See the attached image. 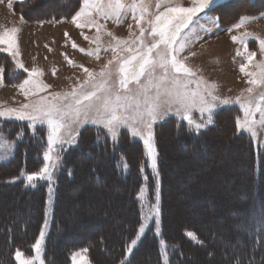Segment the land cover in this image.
I'll return each instance as SVG.
<instances>
[{
	"label": "rangeland",
	"instance_id": "1",
	"mask_svg": "<svg viewBox=\"0 0 264 264\" xmlns=\"http://www.w3.org/2000/svg\"><path fill=\"white\" fill-rule=\"evenodd\" d=\"M58 1L61 6L63 5L58 9L59 16H50L54 13L51 14L49 9ZM6 2L8 3L4 4ZM44 2L45 0L0 2L1 16L11 14L3 21L0 20V34L13 28L17 29L15 38L18 42L17 51L19 53L15 57L12 56L4 50L7 45L0 43L1 55L6 54L4 55L6 59L2 58L0 62V76H2L0 78V111L21 109L25 104L39 103L41 97L51 100L55 93L71 92L88 79V74L81 65L89 69L99 80V73L105 69L106 65L109 69L114 68L115 61L112 65L108 64L113 60L114 55H128L124 51L125 45H121L117 52L113 51L117 38L121 41L137 40L140 36V28L143 27L145 29L144 41L150 44L152 38L149 35L151 31L149 21L154 20L155 16L167 7L194 6V0H143L147 12L144 13V19L140 21L139 25L137 24L139 13H137V19L133 18L131 11L122 14L119 18L107 19L93 13L92 18H95L102 26L97 29L96 26L80 28L73 22L72 17L83 7V0H51L47 4H43ZM15 3H27L30 10H41V12L47 10L49 13H44L43 17L46 18L27 20L18 11V8L14 7ZM125 3L131 4L132 0H125ZM158 3L159 7H157ZM15 14L21 16V22H27L24 27L16 22L17 17L15 20L12 18ZM33 22L35 30H32ZM237 25L240 26L237 27ZM65 32L69 34L67 37L64 35ZM245 33L249 35L245 37L244 43H241L239 39L233 41V36L242 37ZM85 36L89 39L86 40ZM257 38L264 39V0H212L208 7L192 16L191 23L182 29L177 38V49H180L182 44L185 45L182 51L177 52V55L186 66L196 72V77L192 79L201 80V87L207 84L212 94L219 99L215 101L216 107L211 110V122H209V113L201 114L198 109H193L191 123L173 111L153 124L156 150L155 167L152 166V161L147 155L142 138L132 135L131 130L126 126H121L115 134H112L103 124L94 123L91 118H88L87 120L82 119L78 126L73 125L74 132L71 138L67 133L64 134V139L67 142L62 146L56 145L50 153L55 161L52 179L42 181L47 185V207L45 221L41 229L44 232V237L41 242L40 258L34 260V264H44L43 248L51 222L57 179L64 165L65 157L72 158L77 162L86 159L87 161L84 162H89V164L80 167L83 170L82 174H85L80 184H71L70 188L67 185L62 186L64 193L61 196L59 213L62 214L66 228L72 229L60 237L62 242L89 236L100 227H112L113 231L125 228L128 225L127 222L130 223L132 213L129 204L130 190L125 187L123 181L122 183L116 182L109 173V169L108 175L99 171V175H103L105 178L104 183L93 181L89 175V170L96 167L93 161L109 166L113 160H116L125 173L128 170L125 151L127 154L130 151L129 160L132 162L135 155L136 170L140 171L141 179L137 187L136 198L142 217L138 235L134 238L137 243L131 246L132 240L130 241L126 253L123 257L121 256L122 259L120 258L121 260L130 257L134 247L146 231L153 227V233L159 241L161 262L169 264L165 252L166 244L161 237L162 217L160 216L161 211L166 212L168 208V213L171 216H168L167 225L173 230V236L178 231L177 227L188 223V227L183 229L182 235L188 237L186 233L191 231L196 238L188 237L189 240L201 244V248L196 251L194 249L190 255L191 246L189 247L187 244V255L193 260L186 264H221L218 263V260L223 255V249L236 251L241 247L243 231L248 232L256 227L264 228V167L261 173L258 170L262 176L260 178L256 176V173L253 176L251 173L249 174L251 160L245 149L249 145L253 148V152H264V126L259 123L262 113L255 112L257 121L254 129L255 134L237 126V121L244 119V110L241 103L237 101V97H241L247 102L248 97L251 96L255 102H259L260 96L264 95V84L252 85L248 83L249 80L257 77L247 73L259 74L260 65L264 63V50L261 49ZM73 41L79 46L78 48L72 47ZM23 42L24 45L26 44L23 47L24 52L28 47L27 50L31 49L32 55L28 57L25 56L26 53L22 55L19 46L23 45ZM80 48L93 54L81 52ZM97 48H99V52L94 53L93 50ZM251 53H255V57L249 63L248 56ZM27 59L29 62L26 61ZM69 59L74 64H69ZM18 62L23 63L29 71L35 67L41 72L38 76L31 77L28 72L18 67ZM6 64H9V67L5 70ZM241 65H247L246 71L240 70ZM113 78H115V73H113ZM25 79H35L41 85L48 87L30 89L26 94V89L19 87ZM130 87L134 88L135 86L130 85ZM190 87L195 88V83ZM249 87L253 88L252 93L247 92ZM224 99L229 100V103H222ZM227 109H231L232 112L230 118L233 122V134L236 140L231 139L233 137L231 130L221 134L210 131L217 125L218 113L223 115V118H220L221 122L227 126L226 121L228 120H225L228 119ZM196 123H203L206 127L197 131ZM17 124L20 125V128L24 127L28 133L29 142L41 141L42 136V143L46 144L42 152L43 158L44 153L48 151L47 137L50 129L47 121L43 119H38L35 122L18 120L14 118V115L12 118L0 117V127L7 128L9 125L13 127ZM229 124L230 128H233L230 120ZM182 128L195 135H204L194 147L193 153L187 152L182 148V143L179 146V143L176 142L174 134H178ZM6 131H0V162L12 158L15 146L19 140L24 138L23 133L17 131L14 132V138H11ZM205 137H210L208 140L206 139L207 147L202 144ZM221 140L224 144L215 148L218 141L221 142ZM215 141L216 144L210 146ZM90 144L95 145L94 148H91ZM121 146L123 152L120 150ZM160 147L163 153L166 152V161L169 165L168 171L164 170V179L167 180L165 190L163 189L164 180L161 184L162 172L159 168L158 151ZM57 155L60 157L58 161L55 160ZM45 163L43 158L41 168ZM253 166L256 169L257 163L251 164V170ZM87 167L89 168L88 172ZM244 170L245 173H242ZM28 174L30 173H23L22 176L25 180ZM160 185L162 186L160 187ZM154 187L155 191L152 195L149 190H153ZM15 198L12 193L2 196L0 198V213L7 211L13 216H19V203L15 201ZM161 204L164 207L163 210H161ZM153 205L158 207V212L155 215H153ZM29 207L25 209L26 215L30 214L34 208L33 203ZM190 224L193 227H190ZM142 225L144 231L140 232ZM206 234H208V242L212 244L210 247V252L213 254L212 259L209 257L208 250H204V245H207L204 241ZM261 235L264 240V230ZM231 240L234 241L231 242ZM130 248L131 250H129ZM86 250V248H81L73 251L71 264H74V256L77 262L83 260L84 264H91ZM147 255L141 256L148 261ZM36 256L37 253L33 249V254L25 257ZM148 262L152 263L151 260Z\"/></svg>",
	"mask_w": 264,
	"mask_h": 264
},
{
	"label": "snow or ice",
	"instance_id": "2",
	"mask_svg": "<svg viewBox=\"0 0 264 264\" xmlns=\"http://www.w3.org/2000/svg\"><path fill=\"white\" fill-rule=\"evenodd\" d=\"M11 3V0H10ZM212 3V0H194L193 7H167L163 12L155 16L154 20L149 21L151 31L149 35L152 38L150 44L145 43V29L140 28V36L134 41H121L117 38L116 45L113 48L117 52L121 45H125L124 51L128 53L126 56H113V60L108 64L112 65L115 61L113 69H109L108 65L99 73V80L86 67L81 65L83 70L88 74L85 80L78 88H74L68 93H55L51 100L47 97H41V101L34 105H23L21 109H8L7 112L0 111V117L7 116L18 120H29L35 122L38 119L47 121L50 129L47 144L48 151L44 153V161L46 162L42 168L36 172H32L26 176L29 185L35 186L37 181H50L52 172L54 171V163L50 154L56 145H63L67 141L64 134L71 138L74 132L73 125H79L83 120L91 118L94 123L103 124L109 133L115 134L116 130L121 126H126L131 130L132 135L140 136L143 145L146 148L147 155L155 167L156 150L154 147L153 124L163 119L169 112L175 111L177 115H182L186 121L191 123V112L193 109L203 114L209 113V122L211 110L216 107L215 101L219 98L212 94L207 84L201 87L202 81L192 79L196 77V72L178 58L177 52L182 51L185 45H181L177 49L176 42L183 28L191 23L192 16L204 10ZM159 7V3L157 4ZM131 11L133 18H139L137 24L144 19V13L147 7L143 0H132L131 4H126L125 0H83V7L72 17L77 27L96 26L97 29L102 27L95 18L93 13L98 17L105 19L116 17ZM85 18V19H81ZM240 25H237L239 27ZM17 29L5 31L0 34V43L7 45L4 49L12 56H17L18 42L15 38ZM83 35V33H81ZM67 37L69 34L64 33ZM111 35V33H109ZM245 33L242 37L233 36V41L237 39L241 43L245 42ZM89 39L87 36L84 37ZM259 39V38H257ZM135 45V46H133ZM259 45L264 50V39H259ZM73 48L79 46L73 41ZM81 52H88L84 48L79 49ZM94 53L99 52V48L93 50ZM88 54H93L88 52ZM240 54L239 52L237 53ZM66 56V54H64ZM255 57V53L248 56V62L251 63ZM69 64H74L72 60H68ZM18 67L28 72L31 77H36L41 70L33 67L30 71L25 68L23 63L18 62ZM247 65H241L240 70L246 71ZM261 71L257 73H247L250 76L257 77L248 81L249 84H264V63L260 65ZM159 72V75L157 73ZM115 73V78H113ZM2 78V76H0ZM195 83L196 87H190ZM134 85L135 87H130ZM27 86V87H26ZM19 87L21 89H43L47 85H41L35 79H25ZM248 93L253 92V88L247 89ZM211 97V99H209ZM61 101H64L63 103ZM237 101L241 103L244 110L243 121L238 120L237 126L240 129L252 131L257 121L255 120V112L262 113L259 123L264 126V95L260 96L259 102L249 96L247 102L237 97ZM224 104H228L229 100L224 99ZM206 127L203 123H196L195 129ZM60 157L57 155L55 160ZM143 194V193H141ZM153 215L158 212L156 205L152 206ZM144 231L143 225L140 232ZM186 235L195 239V234L191 231ZM44 232L41 231L39 238L36 239L33 249L37 253L36 257H25L24 253L17 249L14 258L17 264H34V260H38L41 251V242ZM137 243L136 239L131 241V246ZM131 250V248L129 249ZM74 264H84L83 260L77 262L73 257Z\"/></svg>",
	"mask_w": 264,
	"mask_h": 264
},
{
	"label": "trees",
	"instance_id": "3",
	"mask_svg": "<svg viewBox=\"0 0 264 264\" xmlns=\"http://www.w3.org/2000/svg\"><path fill=\"white\" fill-rule=\"evenodd\" d=\"M2 1L6 0H0V2ZM49 1L51 0H45L43 4H47ZM60 6L61 3H59V1L56 4H53L49 11L51 12V14L52 12L54 14L50 16L58 17V9ZM14 7H16V9L18 8V11L22 13L27 20H37L39 18H46L43 17L44 13H49L47 12V10L42 12L41 10H30V6L27 3H18ZM61 7H63V5ZM4 55L6 54H3L2 56L0 53V62L2 61V58L6 59ZM8 65L9 64H6L5 70L9 67ZM226 112L228 118L225 119L228 120L226 121L227 126H225V123L221 122L220 118H223V115L218 113L216 117V120L218 121L217 125L213 127L210 131L212 133L221 134L225 131L230 132L231 130V135L233 136L231 139L236 140L233 134V122L230 118V114L232 113L231 109H227ZM229 120L231 121V125L233 128H230ZM0 131H6V133H9L11 138L13 137L14 132L16 131L19 133H23L24 136V138L21 141L19 140L18 144L15 146L12 158H10L8 161L0 162V198H2V196H8L10 193H12L14 197H16L15 201L19 203L20 208L19 216H13L7 211L0 213V264H16L14 253L17 249L21 250L25 256H31L33 254V245L36 239L39 237V234L45 221L47 207V185L42 181H37L35 183V186L33 187L32 185H29L27 183V181L23 178L22 175L23 173H32L41 168V165L43 163L42 152L46 144L42 143V136L40 138L41 141L29 142L30 139H28V133H26L24 127L20 128L19 124L13 127L9 125L7 126V128H4L2 126L0 127ZM188 132H186V130L182 128V130L178 134H174V136L177 139L176 142L179 143V146L180 143H182V148L184 150L193 153L194 147H196V145L199 143L201 138L204 137V135L199 136L193 134V132ZM207 136H209V134H207ZM208 138L205 137L202 140V144L204 147L205 145L207 147ZM222 141L223 140H221V142L218 141L219 143L217 142L218 145L220 143L221 144L219 146L217 145L216 148H219L224 144ZM214 144H216V141L213 143V145L210 146H214ZM89 146H92L91 148H94L95 145L90 144ZM245 149L247 151V154H249L248 156L251 160V164H253V162L257 163V168L255 169V166H253L252 170L250 164L249 174L251 173V175L253 176V174L256 173L257 177H262L259 173H261L264 167V152H253V148L249 147V145L245 147ZM120 150L122 151V146ZM129 152L130 151H128L127 154L125 151V157H127L128 162V170L125 173H123L120 164H118L116 160H113L112 163L109 164V166L103 165V163L99 164L97 161H93L94 164H96V167L94 166V169L89 170V175L92 177L93 181L104 183L105 178L103 175H99V171L108 175L107 172L109 169V173L115 179L116 182L122 183L123 181L125 187L130 190V199L128 198L130 204V211L132 212L130 217V223L127 222L128 225H126L125 228L121 226L122 228L120 230L114 229L113 231L112 227H100L89 236H82L78 239H73L69 242H62V240L60 239L61 236L66 235L72 230L71 228H66L62 214L59 213L61 196L64 193L62 192V186L67 185L70 188L71 184H80V182L84 179L85 175L82 174L83 170H81L80 167L87 166L89 162H84L87 161L86 159L77 162L72 158L69 159L68 157H65V159L63 160L64 165L57 179L55 199L53 202V209L51 214V222L46 234L43 248L44 264H71L72 252L81 248L87 249V256L91 264H162L159 241L156 235L153 233V227L149 228L146 231V233L140 239L139 243L134 247L130 257L126 260H121L124 254L126 253V250L128 248L127 245L138 235L139 225L142 217L136 198L137 187L139 186L141 176L139 175V169L136 170L135 155L133 157L132 162V160H129ZM158 153L160 157L158 158L160 161L159 168L162 172L161 184L164 180L163 189L165 190L167 180L165 181L164 179V170L168 171L169 165L168 161H166V152L163 153L161 147L159 148ZM144 162L145 161L143 160V163ZM90 163L92 165L91 161ZM88 169L89 168L87 167V172ZM103 169H105L106 171ZM242 173H245V170L242 171ZM96 185L98 186L99 184ZM161 186L162 185H160V187ZM149 191L153 195L155 187L153 190ZM164 196L166 195L164 194ZM32 203L34 208H31V213L26 215L25 209H27ZM163 209L164 207L162 206L161 210ZM168 209L166 212L161 211L160 213V216L162 217L161 237L166 244L165 252L168 257V262L169 264L189 263L193 260V258L191 259L187 255V244H189V247L191 246V251L189 252V255L192 251H194V249L195 251L196 249H200L201 244H197L192 240H189L188 237L182 235L183 229H186L188 227V223H185L184 226L181 225L182 227H177L178 231H176V235L173 236V230L170 229L169 225H167L168 216H171L170 213H168ZM190 227H193V225L190 224ZM195 229L199 231L197 227H195ZM263 230L264 228L256 227V229H251L248 232L243 231L242 234L240 233L241 237H243V240L240 241L241 247H239V249L236 251H229L228 249H223V255L219 257L218 263L264 264V240L261 235V232H263ZM199 236H201L200 233ZM213 237H215V235H213ZM204 238L206 239H204V241H206L207 243V245H204V250H208L209 257L210 259H212L213 254H211L210 252V247L212 244L209 243L207 240L208 234H206ZM233 241L234 240H231V242ZM143 254H148L147 259L148 261L151 260L152 263L145 260V257L141 256Z\"/></svg>",
	"mask_w": 264,
	"mask_h": 264
},
{
	"label": "crops",
	"instance_id": "4",
	"mask_svg": "<svg viewBox=\"0 0 264 264\" xmlns=\"http://www.w3.org/2000/svg\"><path fill=\"white\" fill-rule=\"evenodd\" d=\"M8 2H6V3H4V4H7ZM12 8V7H11ZM2 12V11H1ZM1 12H0V20L1 21H3L5 18H8L11 14H6V15H4V16H1ZM16 17H17V20H16V22L18 23V24H20L21 25V27H24V25L25 24H27V22L26 21H24V22H21V20H20V18H21V16H19L18 14H15L12 18L15 20L16 19ZM22 19V18H21ZM35 24H34V22L32 23V30H35ZM18 30H19V28H18ZM24 31V30H23ZM26 45V44H25ZM24 42H23V45L21 44V46H19L20 48H21V53H22V55L23 54H25L26 53V57H28V56H30V55H32L33 53H32V50L30 49V50H27V49H29L28 47H27V49H26V51L24 52ZM29 59H27L26 61L27 62H29L28 61ZM27 65L29 64V63H26ZM1 162H3V161H1Z\"/></svg>",
	"mask_w": 264,
	"mask_h": 264
},
{
	"label": "bare ground",
	"instance_id": "5",
	"mask_svg": "<svg viewBox=\"0 0 264 264\" xmlns=\"http://www.w3.org/2000/svg\"><path fill=\"white\" fill-rule=\"evenodd\" d=\"M219 145H220V144H219ZM219 145H218V146H219ZM216 146H217V145H216ZM216 146H215V148H216Z\"/></svg>",
	"mask_w": 264,
	"mask_h": 264
}]
</instances>
